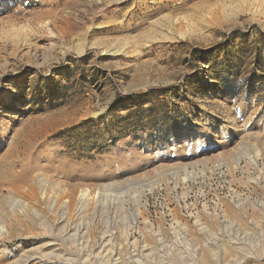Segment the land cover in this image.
Listing matches in <instances>:
<instances>
[{
	"label": "rangeland",
	"instance_id": "obj_1",
	"mask_svg": "<svg viewBox=\"0 0 264 264\" xmlns=\"http://www.w3.org/2000/svg\"><path fill=\"white\" fill-rule=\"evenodd\" d=\"M0 168V264H264V0H0Z\"/></svg>",
	"mask_w": 264,
	"mask_h": 264
},
{
	"label": "trees",
	"instance_id": "obj_2",
	"mask_svg": "<svg viewBox=\"0 0 264 264\" xmlns=\"http://www.w3.org/2000/svg\"><path fill=\"white\" fill-rule=\"evenodd\" d=\"M160 92L162 93V89H152L150 92H147V93H144V94H140V95H128V96H124V100H131V99H137V98H141V97H144V96H148L150 94H156V95H159ZM128 120V119H127Z\"/></svg>",
	"mask_w": 264,
	"mask_h": 264
},
{
	"label": "bare ground",
	"instance_id": "obj_3",
	"mask_svg": "<svg viewBox=\"0 0 264 264\" xmlns=\"http://www.w3.org/2000/svg\"><path fill=\"white\" fill-rule=\"evenodd\" d=\"M176 2V1H175ZM173 4V3H172ZM184 4V3H183ZM183 4L182 5H180V6H177L175 9H181L182 7H183ZM152 5V4H151ZM166 4H164V6H165ZM187 5V4H186ZM146 7V6H145ZM147 7L148 8H150L151 6H149L148 4H147ZM154 8L153 9H155V11H158L159 10V6H153ZM160 7H162V6H160ZM165 7H168V5L167 6H165ZM185 7V6H184ZM171 8V7H170ZM172 8H173V6H172ZM164 9V8H163ZM166 9H169V8H166ZM183 9V8H182ZM170 10V9H169ZM178 11V10H177ZM147 17V16H146ZM145 17V18H146ZM1 173H2V170H1V168H0V177L2 176L1 175ZM24 176V175H23ZM25 176H26V174H25ZM27 177V176H26ZM25 177V178H26ZM3 178V177H2ZM8 181V180H7ZM10 182H12V181H10ZM16 182V181H15ZM4 183H3V180H1L0 179V185H3Z\"/></svg>",
	"mask_w": 264,
	"mask_h": 264
}]
</instances>
